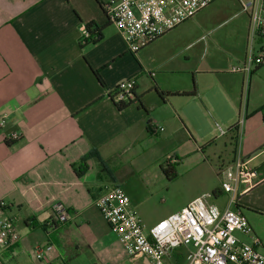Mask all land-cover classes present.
<instances>
[{"label":"crops","instance_id":"0c3cea01","mask_svg":"<svg viewBox=\"0 0 264 264\" xmlns=\"http://www.w3.org/2000/svg\"><path fill=\"white\" fill-rule=\"evenodd\" d=\"M113 1L0 0V118L6 119L0 126V200L25 226L74 237L75 253L47 252L60 264H72L73 256L85 257L83 264H134L96 200L120 185L141 211L146 198L135 177L146 168H163L174 146L178 160L201 153L209 159L222 138L226 150L232 147L229 163L241 157L257 169L251 180L240 181L233 207L264 212V103L250 108L251 78L243 100L246 74L231 71L244 65L246 54H220L190 28L195 15L137 53L126 49L113 23L100 41L82 46L83 27L106 22ZM236 14L246 38L250 17ZM131 77L137 98L119 109L115 88ZM237 122L236 132L231 127ZM110 160L129 163L133 176H119V183ZM211 193L220 208L230 205L231 194L221 186ZM57 203L67 211L64 222L55 219ZM181 205L155 211L149 221ZM46 243L54 244L49 238L38 244Z\"/></svg>","mask_w":264,"mask_h":264},{"label":"built area","instance_id":"2783aa9c","mask_svg":"<svg viewBox=\"0 0 264 264\" xmlns=\"http://www.w3.org/2000/svg\"><path fill=\"white\" fill-rule=\"evenodd\" d=\"M215 0H114L108 6V19L116 25L129 51L137 53L167 34ZM243 10L250 17L252 39L264 37V0H248ZM89 35L86 27L82 36ZM264 62V48L251 53L243 66H232L231 71L247 73ZM135 78L121 81L115 88V102L135 100ZM6 123L0 118V126ZM224 134V132L221 130ZM13 139L19 137L13 133ZM264 149V148H263ZM257 169L237 157L223 171L221 189L231 194L230 205L220 208L211 199L212 193L201 194L180 210L158 220L151 226L143 221L139 211L131 206L130 197L120 185H113L96 200L103 217L119 236L130 256L142 255L148 264H264L260 250L261 239L236 203V193L242 180H251ZM9 207L0 200V264L3 252L15 241L14 219L3 217ZM55 219L67 220L63 204L54 205ZM238 233L241 234L238 235ZM252 235L248 242L245 236ZM52 244H37L36 257L43 259ZM175 258V259H174Z\"/></svg>","mask_w":264,"mask_h":264},{"label":"rangeland","instance_id":"374dc122","mask_svg":"<svg viewBox=\"0 0 264 264\" xmlns=\"http://www.w3.org/2000/svg\"><path fill=\"white\" fill-rule=\"evenodd\" d=\"M244 2H248V0H215V2L195 14L190 23V28L195 30L199 35L204 34L207 44L218 48L220 54H222L223 51L225 53L231 51L239 54L245 53L248 59L252 52L258 54L260 49L264 48V37H260L261 40L259 37L252 39V32L250 31V34L244 38L246 31L240 29L238 15L236 14V12L245 13L243 10ZM112 26L116 25L113 24ZM125 46L129 51L126 42ZM218 53L219 52H217V54ZM236 65L239 66L240 64ZM258 65L254 67V70H256ZM238 73L242 74V72ZM244 76L246 79L244 82L243 100L247 96V80H249L247 73ZM250 78V108L255 110L256 107L260 108L264 103V62L251 74ZM241 117H243V112ZM217 134L221 136L223 133L221 130H218ZM216 140V144L211 147L212 152L214 149L216 154H211L212 157L209 159H207L206 155L204 156L201 153V156L196 154L186 159L180 158L178 160L175 154L176 149L179 148L174 146L173 152H170L165 159L167 161H169V159L170 161H178L175 165L176 174L174 176L167 175L163 168L159 169L158 167L146 168L145 171L138 173L137 177L134 179V184L138 189V193L146 198L143 208L141 211L138 209V211L140 215H142L147 226L156 223V221H149V218L153 217L155 211L162 212L168 208L178 207L181 204V206H185L190 199L203 194L205 191L211 193L216 190L217 187L221 186L223 171L230 164L229 160L231 158L230 153H232V147L226 150L223 139L219 138ZM192 145L193 144L190 143V147H192ZM179 147L180 149L185 148L186 143L184 141L180 142ZM109 164L119 183L122 181V178L125 179L124 177L133 176L129 174L131 171L129 163H121L120 160H110ZM161 164L162 167H167L165 161H161ZM158 166L160 167V164ZM119 176L122 178L120 179ZM219 199L217 202L220 203ZM243 212L247 215L252 228L258 233V237L264 243V212L248 207H244ZM7 215L11 217V211L8 210L5 214H2L3 217ZM41 221L43 223V220ZM13 226L15 241L12 246L2 254L5 264H60V258L50 260L47 253H45L41 260L36 257L34 251L35 246L48 238L54 243L52 244L53 247L51 252L54 251V253H57V251H59L63 255L76 252L74 237H72L71 234L64 235L60 230L54 231L55 229L52 227L48 228L47 231L41 226L27 227L24 225L22 217H20V219H14ZM238 235L241 236L240 233H238ZM76 238H78V236ZM244 239L248 242L252 241L247 236H245ZM260 250L264 253V247H261ZM142 257V255L130 256V260L132 259V263L134 264H143L139 259ZM83 258L73 256L71 258V263L83 264Z\"/></svg>","mask_w":264,"mask_h":264},{"label":"trees","instance_id":"16d2710c","mask_svg":"<svg viewBox=\"0 0 264 264\" xmlns=\"http://www.w3.org/2000/svg\"><path fill=\"white\" fill-rule=\"evenodd\" d=\"M110 23H112L109 19L106 21V22H104V23H99V22H97V21H95V20H92V21H90V22H88L87 24H86V30H87V32H88V34L89 35H87V36H81V38H80V43H81V45L82 46H85V45H87V44H90V43H97L98 41H100L102 38H103V30L105 29V27L106 26H108ZM260 38V37H259ZM263 63H260L258 66H257V68H256V70L262 65ZM256 70H254L253 69V71H252V73H254ZM95 74H96V76L98 77V79H99V81L101 82V84L102 85H104L105 84V81H104V79H103V77H102V75H101V69H96L95 70ZM132 78H134V77H132ZM161 93H163V94H167V93H169V92H166V91H162ZM136 98H137V96H135V100H136ZM135 100H132L131 102H133V101H135ZM131 102H116V105H117V107L119 108V109H123L124 107H126L129 103H131ZM231 129H234L236 132L238 131V129H239V124H238V122L237 123H235L232 127H231ZM177 160L176 161H174V162H169V161H167L166 162V166L167 167H165V166H163V169H164V171H165V173L167 174V175H172V176H174L175 174H176V164H177ZM215 191L216 190H214V193H215Z\"/></svg>","mask_w":264,"mask_h":264}]
</instances>
